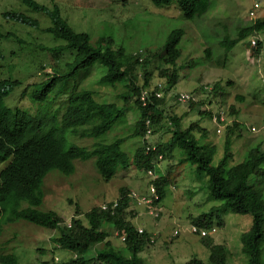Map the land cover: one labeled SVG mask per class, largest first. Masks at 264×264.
Wrapping results in <instances>:
<instances>
[{
	"label": "rangeland",
	"instance_id": "rangeland-1",
	"mask_svg": "<svg viewBox=\"0 0 264 264\" xmlns=\"http://www.w3.org/2000/svg\"><path fill=\"white\" fill-rule=\"evenodd\" d=\"M36 1L50 6V0ZM20 2L21 0H0V12L14 11L19 8L31 14L30 10ZM56 2L64 19L75 31L90 34L93 42L101 36H111L115 39L116 46H124L130 55L142 53L145 57L149 51L155 53L165 45L173 30H185L186 34L180 43L182 57L178 61V67L182 66L180 81L167 94L164 102L166 113L162 126L165 127L166 122L171 123L170 116L182 118L183 130H187L194 121H199V124L207 129V137L201 143L216 146L215 163L224 154L227 128L234 121L241 124L238 130L241 137L235 139L233 147L235 157L232 164L242 162L254 144L264 142V32L253 34L241 41L229 52L225 64H219L224 63L225 56L224 50L219 45L221 37L226 32L236 37L240 27L251 24L249 12L256 3L261 5L258 18L264 17V0H210L211 10L203 17L194 20L184 17L175 3L159 7L154 4L153 0H56ZM31 15L38 19L42 30L7 22L10 19L0 15V21L5 22L0 26V81L40 80L41 76H45L47 71L52 69L67 71V65L74 61V57L69 52L63 54L71 55L68 60L59 59L54 52L43 54L39 52V50L43 52L42 48L38 50L35 45L44 46L46 44L53 48L55 40L47 33V28L51 25L48 15L45 13ZM10 33L14 37L18 36V39L26 45H21L17 39H2V36ZM253 36H257L262 43L261 51L257 55L254 54L256 50L251 45ZM27 44L32 45L26 47ZM208 47L213 49L215 65L209 64L206 60L205 50ZM155 63L146 64V67L154 72L152 83L163 81L159 77ZM85 70L78 78L72 77L68 80L62 77L59 81L68 90L75 87L87 89L112 102L115 101L114 95H116V103L119 109L127 114V122H120L112 134L108 132L103 137H106L108 142L118 138L126 139L122 147L133 155L139 147L143 146L144 139L141 136L128 137L138 115L134 108H122L123 102H120L117 96L123 91L122 84L115 92L109 93L112 84L100 83L101 78L107 72L106 67L97 64ZM218 82L221 83L222 97L219 94L213 96L209 95V92L208 95L203 93L207 88L212 90ZM60 90L57 88L56 92ZM26 91L32 98L37 93V88L19 85L5 100L6 105L12 109L25 110L32 114L24 101L19 100V104L15 107L10 105L18 100L14 98L10 102L14 96H20ZM180 92L197 95L196 99L204 101L205 106L194 109L190 101L179 102L175 96ZM239 95L244 96L245 100L239 101ZM54 97L55 94H52L51 100ZM67 98V95H63L56 99L54 106L57 107L62 102L66 107ZM95 98L104 101L97 95ZM36 104L41 105L40 102ZM232 106H235L238 115H232ZM204 109L210 110L213 115L223 112L226 126L222 127V131H219L221 127L214 121V118L210 119L199 113ZM118 116L121 117L119 114ZM162 131L157 133L153 140L160 143L170 142L173 133L165 129ZM200 136L201 132L195 131V137ZM68 141L71 143L70 135H68ZM92 142L93 140L90 145ZM76 168L77 171L66 180L70 191L60 184L62 181L59 176L54 175L50 178L44 210L54 209L69 217L70 214L74 216L79 207L82 212L80 216L85 219V214L93 207H99L103 203L118 199L122 187L127 186L131 190L144 192L149 190L151 178L146 171H140L134 167L128 171H119L110 182L103 180L95 159L78 163ZM158 170L163 175L169 173L174 181L167 188L165 199L162 202L161 218L150 215L144 207L134 210L136 213L138 211L137 214L133 212L128 215L136 227H144L156 238V242L140 252L138 258L144 264H186L198 257L206 264H212L210 262L211 250L207 245L209 242L228 248L227 264H249L242 250V235L252 228V216L236 214L224 202L214 199L210 178L206 174H199L196 166L185 160V156L178 147L173 149L172 155L170 154L162 161ZM55 173V171L51 172L50 175ZM69 201H72L70 202L72 205L68 204ZM211 210H213L211 215L213 227L210 231L214 227L217 231L208 237L193 233L191 226L194 218L207 214ZM23 221L32 236L26 244L14 245L19 251V254L15 255L19 264H54L57 255L65 261L70 259L71 252L59 249L49 238L52 234L49 228ZM107 230L110 233L107 241H110L116 250L131 257V251L127 249L116 230L109 226ZM175 230H180V235H175ZM105 244L98 245L96 249L107 247ZM93 254H95L94 250L86 254V257L91 258Z\"/></svg>",
	"mask_w": 264,
	"mask_h": 264
},
{
	"label": "trees",
	"instance_id": "trees-1",
	"mask_svg": "<svg viewBox=\"0 0 264 264\" xmlns=\"http://www.w3.org/2000/svg\"><path fill=\"white\" fill-rule=\"evenodd\" d=\"M21 2L34 9L37 12L46 13L49 16L51 26L47 29L48 34L55 40L54 48L47 46H37L38 50L41 47L43 52H54V55L59 59L64 52H69L74 61L67 66L68 71L62 73L67 74L65 79L76 77L81 71L91 68L97 64L106 67L107 72L101 78L100 83L112 84V89H117L122 84V92H119L118 99L123 102L122 108L131 107L137 111V119L135 126L131 128V134L128 136H141L146 134L147 121L150 120L151 126L159 127L163 125L166 110L164 102L167 98L152 99L150 103L144 106L140 99L142 89L148 87L153 79L154 72L146 67L147 63H155V68L159 73V77L167 79L168 89L172 90L180 81L181 67H178V61L182 57V49L180 43L184 38L186 31L183 29L173 30L165 45L153 53L149 51V55L144 62H140L136 55H130L124 46H116L115 39L111 36H101L96 42L88 33H79L75 31L70 24L62 17L61 9L56 4L55 0H51L52 8L41 5L34 0H21ZM156 6H170L173 3L177 4L182 15L187 19L194 20L203 17L211 10L210 0H153ZM52 11V12H51ZM11 17L39 27V21H31L23 14L11 12ZM238 35L233 37L230 33H225L219 40V45L225 52V64L228 54L241 41L247 39L253 34L264 32V17H260L247 26H242L238 29ZM211 43L210 40H208ZM58 42V43H57ZM19 43L26 45L22 40ZM61 43V44H59ZM32 44H27L26 47ZM252 45V44H251ZM116 47V48H115ZM254 54L260 53L262 43L259 41ZM45 50V51H44ZM206 60L209 64L215 65L213 58V49L208 47L205 50ZM71 55H65V58H70ZM193 61V60H191ZM194 63V62H193ZM190 64V63H189ZM143 78V83L141 79ZM5 84V83H3ZM54 82L50 83L53 88ZM119 86V87H120ZM221 83L213 86L212 90L208 88L203 92L209 95L221 96ZM64 90H68L66 87ZM70 97L69 110L67 117L73 123L72 126H87L88 131L85 133L90 137H101L105 135L112 125L121 116L120 122H127V114L124 110L116 105H102L94 101L93 94L90 91L82 90L77 92L76 88L72 89ZM1 95V87H0ZM195 95V94H193ZM208 95V94H207ZM197 96V95H195ZM41 95L37 97L40 99ZM222 97V96H221ZM239 101H244L245 97L238 96ZM191 107L194 109L205 106L204 101L191 100ZM139 110H137V109ZM140 111V113H139ZM232 115H238L235 106H232ZM205 117L213 118L214 114L209 110H201L199 112ZM114 115H116L114 117ZM114 117L113 121L109 122V118ZM171 124L166 122L169 131L173 133L170 142L159 146V155L165 159L172 155L174 148L178 147L185 160L192 162L199 174H206L212 182V197L216 200L224 202L232 212L242 215H251L253 218L252 228L242 235L243 253L248 258L249 264H264V142L254 144L247 152L245 159L238 163L232 164L234 160V143L235 139L240 138L238 132L241 126L240 122L234 121L229 125L226 133V142L224 154L220 160L215 163L217 150L216 146L202 144L201 141L207 137V129L199 124V121H194L187 130L181 127V119L175 116L169 117ZM14 115L0 108V135H4L12 143L17 144V132L13 128ZM133 131V132H132ZM195 131L201 132L199 138L195 137ZM124 140H115L111 144H97L93 151H87L83 148H66L64 139L55 140V148L61 153L62 159L58 166L54 165L53 157L49 151H44L40 157V164L47 169L61 168L66 173L73 171V161L75 159H90L97 157V169L101 173L105 182H110L117 171H128L132 166L141 170H155L159 175L157 189L160 195V202L165 199L167 188L174 181L170 174L163 175L154 165V159L157 153L146 154L143 147H139L135 153L130 155L122 147ZM6 144L0 140V149L6 150ZM75 147V146H74ZM40 147L32 144H23L18 148L16 154V164L8 175L12 179L8 190L15 192H27L32 187L38 186V179L34 176V169L38 165ZM157 158V157H156ZM253 177L255 180L253 181ZM257 178V180H256ZM130 189L125 186L121 188L120 205L113 214L110 210L103 211L99 207H94L86 213L88 224L83 220L74 219L72 227H64L61 231V237L58 241L63 250L70 251L75 254V258L57 264H144L138 254L145 248L152 245V234L146 231L139 233L131 220H129L128 209L130 206V198L128 197ZM133 214V211L130 212ZM213 210L207 214L194 218L193 224L200 228L211 229L213 220L211 215ZM54 222H59V217L56 213L50 214ZM107 226L113 227L120 234L126 235V246L131 251L132 256L127 257L124 252L116 250L110 241H107L110 233ZM216 228V227H214ZM209 236V235H208ZM207 236V237H208ZM102 243H106L103 249H96ZM211 250L210 262L212 264H227L229 258V250L223 245L207 243ZM93 256L88 258L87 253H92ZM5 264H16L14 261H4ZM186 264H206L202 259L196 257L191 259Z\"/></svg>",
	"mask_w": 264,
	"mask_h": 264
},
{
	"label": "clouds",
	"instance_id": "clouds-1",
	"mask_svg": "<svg viewBox=\"0 0 264 264\" xmlns=\"http://www.w3.org/2000/svg\"><path fill=\"white\" fill-rule=\"evenodd\" d=\"M2 1H4V0H2ZM34 1H36V0H34ZM37 3H39V2H37ZM49 3H50V6H46V5L45 6L52 8L51 0L49 1ZM20 4H23V3L20 2ZM56 4H57V2H56ZM256 4H259V3H256ZM255 5H254V7H255ZM26 7L30 10L31 14L43 13V12H37L28 6H26ZM254 7H252V9ZM260 8H261V5L258 8L257 17L255 19L250 18L252 21H255L256 19H258V17H259L258 13H259ZM11 12H17L18 14H23L27 18H29L31 21L38 20L33 15H31L27 12H23L19 8H16V10H14V11L0 12V15H3L4 17L10 19L7 22H11V23H15V24H21V25L22 24L28 25V26H32L35 30H42L41 25H39V27L38 26L36 27V26H33L29 23H25L23 21H18L16 19L12 18L11 14H10ZM249 14H250V12H249ZM62 17H63V15H62ZM4 23L5 22L0 21V26H2ZM2 39H12V40L17 39V41H19L18 36L14 37L12 33H10L6 36H2ZM98 39L94 40V42H96ZM253 39L257 40V44L260 41V39L257 36H253L252 40H251V44H252ZM253 46L254 45L252 44V47ZM134 55L140 57L139 58L140 62H144L147 59L149 52L147 53V55L145 57L143 56L142 53H138V54H134ZM61 58L63 60L69 59V58L68 59L65 58V55H62ZM68 70H69V68H68ZM59 71L62 73L66 72V71H62L61 69H59ZM60 72L58 74V71L52 69L51 71H47V74L45 76H41L40 80L33 79L30 82H26V81H22V82L14 81V82H12V81H6V80L0 81V87H1L0 108H4V109L8 110L14 115L13 128L17 132V138H16L17 144L14 142L15 140L11 143L7 139L6 136L0 135V140L4 141V143L6 144L5 146L7 148L6 150L0 149V263L1 264H5L4 261H14L16 264H19V261H18L17 257L15 256V255L19 254V251H17V249L14 247V245H18V243L26 244L27 240L32 236V233L28 230L27 225L24 223L23 220L28 221V222L33 223V224H37V225L45 227V228H49L50 229L49 232H52V234L49 238L55 242L56 246L59 249H62V247H61V244L58 241V239L61 237V231L63 230L64 227H72V223H73L74 219L83 220L86 225L88 224L87 219H86V214H85V219L81 218L80 214L82 212L80 211L79 207H77L76 212L74 213V216H72V214H70L69 217H66L63 213L60 214L57 210H54V209L44 210L43 206H44L45 201H46V192L48 191L47 189L50 186V178L52 176H54V175H56L57 177L59 176L61 178V181H62L60 184L66 186L65 188L68 189V187L66 185V180L68 178H70V176H72V174H74L77 171L76 166L78 165V163H81L83 161H89L92 159H95V162L97 163V157H93V158H90L87 160H84V159L82 160L80 158L75 159L73 161V171L71 173H66L61 168H52L49 170L46 167L42 166L40 164V157H41L42 153L44 151H49L53 157L54 165L58 166V165H60L59 162L62 159V157H61V153L55 148V145H54V141L57 139H59L61 141H62V139H64V143L67 144L66 148H68V149L79 147V148H83L87 151H93L97 144H111L115 141V140H113L111 142H108L107 138L103 137V136L98 137V138L88 136L85 133V131H88V127H87L88 125L87 126H75V127L72 126L73 123L67 117V113L69 110L68 107L70 104V97L73 94H71L72 90H64L66 87H64L60 83L59 79L62 78L64 75H67V74H62ZM83 72H85V71H81L76 77L78 78V76ZM67 79L70 80L71 78H68V76H67ZM161 79L163 81H156L154 83L150 82V85L148 87L142 89V91L149 89L154 85L157 86L159 82H162L166 87L165 88V94L167 96V94L170 93L173 89L169 90L167 92V89H168L167 79H165V78H161ZM143 81L144 80L142 78L141 83H143ZM51 82H54L53 88L50 87ZM3 83H5V84H3ZM19 85H28V88L36 87L37 93L32 98L29 97V95L27 94V91L23 92L20 96H14L12 98V100H10V102L13 101L14 98H18V100L15 103H10V105L12 107H15L17 104H19V100L24 101L27 109L33 115L30 114L29 112L25 111V110L12 109L6 105L5 100L13 93L15 88L18 87ZM57 88H60L61 90L59 92H56ZM75 88H76L77 92H81L82 90H85V89H78L77 87H75ZM115 90L116 89L111 88L109 93H113V92H115ZM87 91H90V90H87ZM90 92L93 94L94 101L96 103L106 105V106H108V105H115L116 106L117 105L119 108V105L116 103V95H114L115 101L112 102L107 98L106 99L102 98L101 96H99V94L95 93L94 91H90ZM52 94H55V97L53 98V100H51ZM39 95H41V97H40V99H37V97ZM63 95L68 96V98H67L68 101H67L66 107H64L62 102L57 107H55L54 106L55 100L58 98H61ZM95 95H97V97H99L100 99H104V101L97 100L95 98ZM140 99H141V95H140ZM153 99H155L154 96H153ZM38 102H40L41 105H37L36 103H38ZM144 106H146V105H144ZM118 110L120 112V109H118ZM115 116L116 115H114V117ZM114 117L112 118V116H110L109 122L113 121ZM120 121H121V118L117 119L116 122L112 125V128L108 130V132H111V134H112L116 130L118 125L120 124ZM146 128H147L146 134L144 137H142L144 139V144L141 147L145 148L146 154H151L152 152L157 153L159 151V146L162 144H165V143H160V142L153 140V137L157 133H159V132H157L159 127H155V126H151V125L147 124ZM149 130H151V133H149ZM252 130H253V128H252ZM108 132L106 134H108ZM68 135H70L71 143H69V141H68ZM121 139L124 141L126 140L124 138H118L116 140H121ZM91 140H93V142L90 145ZM27 143L32 144V145L37 146V147H40V152H39V157H38V165L33 171L34 176L38 179V186H36V188L32 187L27 192H15L12 190H8V187H9L10 183L12 182V179L9 178L8 175L11 174L12 169L14 168V166L16 164V154L18 152V148L21 145L27 144ZM160 156H162V155H159V152H158L157 155L155 157H153L154 165L157 168H159L162 161L165 160L164 157L162 159H160ZM132 167H134V166H132ZM137 170H139V169H137ZM150 170H153V169H149L146 171L148 176L151 178V180L149 182V190L147 192L130 189L131 191H129L128 197L130 198L131 203H130L128 212L129 213L131 211L135 212L134 210H137V208L144 207L150 215L154 216L155 218H161L162 209H163L162 208V202L163 201L160 202V195H159L158 189H157V182L159 180L160 174H158L155 170H153L157 176V178H155V177L149 175ZM54 171L56 173L50 175V173L54 172ZM118 172L119 171H117V173ZM116 174H115V176H116ZM152 187L156 188V191L159 195V199L155 203L157 209L160 211L158 216L151 214L149 209L147 208V206L139 205L130 196V194L133 191H136L142 195L151 196L152 195V192H151ZM120 197L114 201H111L108 203H103L101 206H99V208H101L103 211H109L110 210L114 214L120 205ZM70 202H72V201H69L68 204L72 205ZM104 206H107L108 208L104 209ZM131 208H132V210H131ZM52 213H56L58 215V217H59L58 223L54 222V220L51 219L50 214H52ZM137 213H138V211H137ZM129 220L132 221V219H130V218H129ZM140 229H143L144 233L147 231L144 227H138L139 233H141ZM116 232L122 238V242L126 245V243H125L126 235L120 234L118 231H116ZM124 237H125V239H124ZM153 237H155V235H153ZM155 242H156V238H154V242H152V243L154 244ZM6 250H8V252H6ZM41 253H43V251H41ZM71 254L72 255H71L70 259L76 257L74 253L71 252ZM85 256H86V254H85ZM64 261L65 260H63L60 257V255H57L55 257V263L54 264L61 263Z\"/></svg>",
	"mask_w": 264,
	"mask_h": 264
},
{
	"label": "built area",
	"instance_id": "built-area-1",
	"mask_svg": "<svg viewBox=\"0 0 264 264\" xmlns=\"http://www.w3.org/2000/svg\"><path fill=\"white\" fill-rule=\"evenodd\" d=\"M259 7H260V5L256 4L255 7L250 11V18L251 19H255L257 17V12H258ZM252 44L254 46L257 45V40L253 39ZM165 88H166L165 85L162 82H159L157 86L154 85L149 89L143 90L141 92V101L143 102L144 105H147L148 103H150L152 101L153 96L157 99L166 97ZM176 98L179 102H183V103L189 102L191 100H193V101L196 100L195 95H191V94L186 93V92L177 93ZM213 118H214V121L221 127V128H219V131H222V127L226 126V124H225L226 119L223 115V112L221 111L220 113H216ZM147 124L151 125L150 120L147 121ZM253 130L255 131V128H253ZM149 133H151V130H149ZM162 158H163V156H160V159H162ZM149 175L157 178V176L153 170L149 171ZM151 192H152V195L148 196V195H142L136 191H133L130 194V196L139 205L147 206V208L149 209L151 214L158 216L160 211L157 209L155 203L159 199V195H158L155 187H152ZM107 208H108L107 206H104V209H107ZM191 231L195 234H199L202 237H205V236L210 235L211 233H215L217 231V228H213L210 231L209 229L200 228L198 225L193 224L191 226ZM140 232L144 233V230L140 229ZM180 233H181L180 230H175V235H179ZM154 238L155 237L152 236V242H154ZM124 239H125V237H124Z\"/></svg>",
	"mask_w": 264,
	"mask_h": 264
},
{
	"label": "crops",
	"instance_id": "crops-1",
	"mask_svg": "<svg viewBox=\"0 0 264 264\" xmlns=\"http://www.w3.org/2000/svg\"><path fill=\"white\" fill-rule=\"evenodd\" d=\"M175 97H176V96H175ZM170 124H171V123H170ZM168 128H169V127H167V125H166L165 127H163V126H159V128H158V132L161 133L162 129L169 130ZM162 132H163V131H162Z\"/></svg>",
	"mask_w": 264,
	"mask_h": 264
},
{
	"label": "bare ground",
	"instance_id": "bare-ground-1",
	"mask_svg": "<svg viewBox=\"0 0 264 264\" xmlns=\"http://www.w3.org/2000/svg\"><path fill=\"white\" fill-rule=\"evenodd\" d=\"M52 12V11H51Z\"/></svg>",
	"mask_w": 264,
	"mask_h": 264
}]
</instances>
